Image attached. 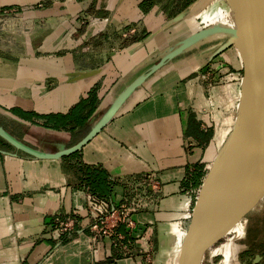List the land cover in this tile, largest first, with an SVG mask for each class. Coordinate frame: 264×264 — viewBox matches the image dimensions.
<instances>
[{"label":"crops","instance_id":"crops-1","mask_svg":"<svg viewBox=\"0 0 264 264\" xmlns=\"http://www.w3.org/2000/svg\"><path fill=\"white\" fill-rule=\"evenodd\" d=\"M140 1L0 0V11L10 7L24 17L39 19L28 40L22 39L23 34L14 39L30 43L29 50L0 48V109L27 122L3 126L32 145L46 139L71 144L68 132L47 129L38 115L67 112L94 86L99 105L117 79L146 54L194 30L193 19L205 9L218 7L215 14L205 15L210 18L206 23L227 12L215 0L141 46L139 40L123 43L127 28H134L136 36L148 34L165 21L159 6L144 13ZM80 11L104 17L80 26L75 18ZM207 50L192 55L199 58ZM93 68H99L97 76H70ZM199 70L153 77L137 96L140 99L128 100L74 157L35 159L0 147L11 152L0 153V264H175L196 192L222 143H217L220 135L199 115L205 105L203 90L188 78ZM188 103L200 119V128L208 125L213 130L206 144H198L188 133L194 122ZM47 148L55 149L54 145ZM81 164L100 166L109 174L111 192L106 199L99 198L109 211L130 204L145 189L139 199L142 206L130 213L131 226L114 215L105 219L112 234H100L92 227L98 214L88 206L90 193L78 186ZM194 167L205 172L196 191L184 184ZM66 215L75 219L74 225L60 234L53 221ZM244 220L205 247L199 264L206 253L209 264L216 255L222 258L220 264H238L239 260L231 259V248L243 235ZM258 264H264V256Z\"/></svg>","mask_w":264,"mask_h":264},{"label":"water","instance_id":"water-1","mask_svg":"<svg viewBox=\"0 0 264 264\" xmlns=\"http://www.w3.org/2000/svg\"><path fill=\"white\" fill-rule=\"evenodd\" d=\"M213 1L193 0L139 40L138 45H143L156 34ZM220 1L227 8L223 18L197 27L156 48L122 74L89 118L85 133L71 144L49 142L47 139L37 145L25 142L6 129L3 123L19 125L27 122L0 109V138L15 152L35 159H61L79 152L128 100L140 99L137 96L153 77L162 73L172 76L201 69L230 46L240 42L242 73L234 122L208 166L175 264H199L198 259L204 248L219 239L235 222L245 218L246 211L253 205V199H257L255 191L259 186L254 179L247 180V177L264 161V0H254L252 13L247 10V0ZM204 48L208 50L199 58L192 55ZM98 73L99 68H93L74 72L70 76L73 79H84L97 76ZM106 101L109 102L107 108L98 115ZM47 145H54L55 149L50 150ZM0 153L11 152L0 149ZM245 180L247 183L243 191L235 194ZM213 231L216 232L215 236L211 234ZM258 259L260 256L256 255L254 262Z\"/></svg>","mask_w":264,"mask_h":264},{"label":"rangeland","instance_id":"rangeland-1","mask_svg":"<svg viewBox=\"0 0 264 264\" xmlns=\"http://www.w3.org/2000/svg\"><path fill=\"white\" fill-rule=\"evenodd\" d=\"M220 2L221 3H219V5L225 7L223 1ZM253 3L254 0H247V8H248L247 10L249 13H252L251 8L253 6ZM161 4H163V2H161L160 4L156 3L155 5L159 6L160 13L163 14L162 17L164 20H166V18L168 17V12L162 11ZM173 4L174 3L171 4V7L174 6ZM216 9H218L217 6L215 7V9L212 7L205 9L202 12V14L198 15L196 19H193L192 24L195 26V28L206 24L205 21L209 17L205 15L215 14ZM1 10L2 11H0V48L2 49L4 48L3 50H6L7 52L9 51L20 52V51H24V49L29 50L31 46L30 43L28 42L18 43L14 39L18 38L17 36L19 34H23L26 37H23L22 39L25 38L26 40L27 38L28 40L29 37L27 36H30V34H34L35 31L34 24L39 19L34 20V19H30V17H24L22 16V14H20V12L17 11V9L15 11L13 10V8L10 7L2 8ZM103 17L104 16H92L88 12L80 11L75 18L77 24H80V26H84L86 25V21L88 20H94L96 18L99 19ZM135 34L136 33L134 28L132 29L127 28L126 30H124V35L122 37V40L124 41L123 43L125 42L127 43L128 41H131L133 37H138L142 35L143 32L137 33V36ZM171 34L172 31H169V35ZM21 46H25V47H21ZM228 49H226L221 54H219L214 59H212L206 67L200 69L198 72L188 77L194 80L195 83L198 84L200 88L203 90L202 98L203 100H205V105H203L201 109L202 112L199 111V115H203L204 120L205 121L207 120V122L211 124V126L215 130V133L217 132V134L220 135L219 138L220 140L218 139L217 142L218 144L222 142L226 133L229 132L234 122V117H235L234 102L239 93L238 90L239 78L242 73L241 43L240 42L236 43L230 46ZM230 93L231 95H229ZM108 104L109 102H107V104L105 105H102V108L98 111V115L101 114L107 108ZM188 108L190 113L192 112L193 114H195V112L191 110L193 108L191 103H188ZM87 127H88V123H86L83 129H81L80 133L84 134ZM219 132L221 133L219 134ZM70 135L72 136L71 133ZM249 178L254 179L257 182L255 184L259 185L257 187V190L255 191L258 196L256 200L251 198L253 199V205H251L248 208V211H246L245 213V220H244L245 224L244 227H242L244 230L243 235L242 237L238 238L235 241V243L232 245L231 248V250L233 251L231 253V259L232 257H234L233 261L235 262L236 260L237 261L239 260L238 264L239 263L243 264L242 261L244 259L246 260L253 253H264V161L261 165L255 167L249 173L247 180ZM247 180H245V182L235 192V194H239L243 191L244 187L246 186ZM142 190L141 193L136 194V196L139 195L137 196V198L143 197L145 189L142 187ZM90 195L94 196L92 194ZM137 198L134 196V199L130 201V204L134 200L135 202H137ZM255 213L260 215L259 220L255 217L249 216L250 214L253 215ZM248 216L250 217L251 220L248 219L249 218ZM105 225L107 226L108 229L112 230L111 226L107 225L106 223ZM247 230H249L250 235L249 237L246 238V234L248 232ZM222 241L223 239L220 240V242ZM242 248H244V250L248 248V250L250 251L248 252L247 255L242 256L243 260L238 258V254L239 252L242 251ZM212 259H213L212 264H220L222 258L221 256H219L218 258L216 255L213 256ZM203 264H209V256L207 253L203 257Z\"/></svg>","mask_w":264,"mask_h":264},{"label":"trees","instance_id":"trees-1","mask_svg":"<svg viewBox=\"0 0 264 264\" xmlns=\"http://www.w3.org/2000/svg\"><path fill=\"white\" fill-rule=\"evenodd\" d=\"M193 0H141L139 2V7L142 12H147L150 7L156 3L161 4L162 11L168 12V17L170 18L184 7H186ZM174 3L171 7V4ZM147 33H144L138 37H133V41L141 40L145 37ZM208 64L203 66L206 67ZM201 68V69H202ZM99 103V100L96 96V87H92L88 90L85 97L80 98L75 104H73L67 112L65 113H48L43 115H38L43 119L42 125L44 127L52 128L58 131H68L72 134V141L78 140L83 134L80 133L81 129L84 128L88 119L95 111ZM194 116V122L189 130L190 136L194 138L198 144H206L209 141L210 136L212 135L211 127L206 129L200 128V120H197L195 114L191 112ZM23 116H25L22 113ZM0 147L6 149H12V147L0 138ZM78 154L75 152L68 157H74ZM79 184L78 186L85 189L88 193L98 197L106 199L112 188V180L109 174L100 166L86 165L81 164L79 166ZM198 167H194L186 177L184 182L187 189L193 188L198 189L200 186V179L204 175ZM196 192V195H198ZM197 197V196H196Z\"/></svg>","mask_w":264,"mask_h":264},{"label":"built area","instance_id":"built-area-1","mask_svg":"<svg viewBox=\"0 0 264 264\" xmlns=\"http://www.w3.org/2000/svg\"><path fill=\"white\" fill-rule=\"evenodd\" d=\"M200 120V119H198ZM208 125L202 126V128L206 129ZM149 181L150 178L148 177ZM147 177L145 178V181ZM139 198H137V202L132 201L131 204L123 205L116 210L109 211L107 208V204L105 201L95 197L88 196V206L92 208L98 214V220L92 224V227L97 230L100 234L110 235L112 234V230L108 229L105 225V219L109 216H114L118 221L122 222L125 226H131L132 221L130 219V213L136 209L137 207H141L143 201L139 202ZM102 214V215H101ZM75 219L71 215H66L64 218H55L53 221V225L56 226L57 231L60 234L67 232L72 229L74 225Z\"/></svg>","mask_w":264,"mask_h":264},{"label":"flooded vegetation","instance_id":"flooded-vegetation-1","mask_svg":"<svg viewBox=\"0 0 264 264\" xmlns=\"http://www.w3.org/2000/svg\"><path fill=\"white\" fill-rule=\"evenodd\" d=\"M155 5V4H154ZM153 6V5H152ZM151 6V7H152ZM166 19H168V18H166ZM250 217H255V218H257L258 220H259V218H260V215L259 214H257V213H255V214H253V215H249ZM248 216V217H249ZM250 217L248 218V219H250ZM251 220V219H250ZM248 222H249V220H248ZM248 232H247V234H246V238L247 237H249V235H250V233H249V230H247ZM248 252H250L249 250H248V248H246L245 250L243 249L241 252H239V254H238V257H239V259H242L243 260V255H247L248 254ZM256 255H259L260 256V259H258V261H256V262H254V259H255V256ZM263 256H264V253H253L250 257H248L246 260L244 259L243 260V264H258L261 260H262V258H263Z\"/></svg>","mask_w":264,"mask_h":264},{"label":"bare ground","instance_id":"bare-ground-1","mask_svg":"<svg viewBox=\"0 0 264 264\" xmlns=\"http://www.w3.org/2000/svg\"><path fill=\"white\" fill-rule=\"evenodd\" d=\"M215 90H216V89H215ZM213 94H215V93H213ZM215 96H216V95H215ZM213 98H215V97H213ZM216 99H217V98H216ZM216 99H215V100H216ZM224 121H225V120H224ZM230 129H231V128H230ZM221 132H222V131H221ZM221 132H219V134H220ZM224 133H225V132H224ZM222 138H223V137H222ZM219 140H220V139H219ZM212 146H213V145H212ZM213 148H214V147H213ZM211 150H212V149H211ZM211 150H210V151H211ZM212 153H213V152H212ZM215 153H216V152H215ZM209 154H210V153H209ZM210 155H211V154H210ZM209 159H210V158H209ZM175 261H176V257H175V259H174V262H175Z\"/></svg>","mask_w":264,"mask_h":264}]
</instances>
